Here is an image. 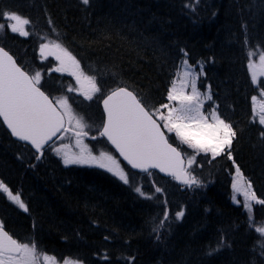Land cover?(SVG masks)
I'll use <instances>...</instances> for the list:
<instances>
[{
  "label": "trees",
  "instance_id": "16d2710c",
  "mask_svg": "<svg viewBox=\"0 0 264 264\" xmlns=\"http://www.w3.org/2000/svg\"><path fill=\"white\" fill-rule=\"evenodd\" d=\"M9 1L0 10V24L5 25L0 30V44L11 49L28 72L39 70L40 84L52 97L58 98L63 87L75 84L59 75L51 60L39 61L43 42H61L77 57L87 76L102 81L103 92L128 84L150 109L167 101L173 73L187 51L192 63L200 59L208 62L203 85L211 84L221 116L235 131L223 154L212 157L199 152L188 158L192 163L187 168L199 183L183 187L173 179L153 172L139 174L126 166L127 184L97 166L75 169L47 157L38 161L0 122V180L19 192L27 207V211L19 206L6 208L8 227L22 242H35L39 264L43 255L82 264H264V234L257 230L264 228V204H256L250 218L242 205L231 201L233 159L264 200V126L252 119L251 97L256 88L250 83L246 65L255 47L264 51V30L256 15L257 2L264 4V0ZM178 3L186 5L183 13ZM152 7L156 12L149 11ZM123 9L128 11L122 13ZM4 12L29 19V35L8 30L10 20ZM47 12L45 21L63 24L70 36H58L53 30L45 33L39 27L35 19ZM145 25L155 32L149 34ZM162 26L165 28L158 30ZM253 31H258L254 37ZM151 39L157 41L154 49L148 46ZM199 42L218 47L211 56L194 55L190 45ZM245 45L242 52L239 46ZM163 52L167 57H162ZM70 107L85 122L97 117L93 108L89 114L87 108ZM86 141L95 156L105 152L117 161L105 139ZM137 187L144 195L135 190ZM1 193L0 201L6 200ZM230 209L236 216L226 215ZM181 211L183 216L177 218ZM249 236L255 240H251L253 249L244 245Z\"/></svg>",
  "mask_w": 264,
  "mask_h": 264
},
{
  "label": "snow or ice",
  "instance_id": "6c2138e0",
  "mask_svg": "<svg viewBox=\"0 0 264 264\" xmlns=\"http://www.w3.org/2000/svg\"><path fill=\"white\" fill-rule=\"evenodd\" d=\"M83 3L87 4L88 0H83ZM2 15L7 20L14 21L8 25L12 32L23 36L29 35V32L25 30V25L31 23L29 19L15 12H4ZM4 27L5 25L0 24V30ZM46 49L49 50L50 55H54L61 62L62 67L57 68L56 71L71 69L81 89L83 82H87L90 86L89 90L84 92L87 99H91L92 94L100 91L96 78L85 75L80 68L79 61L62 44L57 42L41 44V52L44 53ZM254 55H257V52H249L250 57ZM183 63L187 65V60ZM248 67L254 83L257 82L258 75L264 76V52H259V64H254L250 60ZM184 76L189 77L184 83L191 84V93L186 94L183 90L177 91L176 81H173V86L168 92V100L176 101L177 104L172 107L168 104L161 105L162 109H167L166 115L160 109L152 112L146 110L127 88H117L112 91L104 100L108 119L100 135L107 136L120 155L133 168L147 171L149 167H158L161 171H170L176 179H182L184 183L192 185L198 184L199 181L194 177L185 178L181 153L168 142L161 124L153 119V115L158 114V119L163 122V129L169 133L175 132L181 144H187L197 152H211L213 156L224 151L225 145L230 147L235 132L230 124L220 118L215 109H212L208 115L204 114L201 110L204 100H211V94L203 95L198 91L195 75L186 71ZM40 80L39 71L35 72L34 76H30L3 48H0V117L3 118L13 136L30 142L38 152H42L44 146L62 129L69 130L64 128L65 115L69 116V122L75 119L71 115V107L67 98L56 101V105L63 109L62 112L58 111L56 105L38 87ZM81 89L70 87L69 91ZM255 100L256 98L253 97V101ZM209 116L211 122H209ZM259 123L264 125V103L260 106ZM76 127L80 129L76 132L77 143H80V137L87 133L83 132L85 126L79 120L76 121ZM261 135L264 136V132ZM55 151L60 154V149H55ZM63 155L65 165L96 164L118 176L125 184L129 183L128 175L119 168L114 158L108 153L101 152L97 157L92 155L90 150H86L85 146L79 155L70 156L66 152ZM36 159L39 160L40 156ZM188 163L190 165L192 160ZM236 172L238 179L234 180L233 188L239 191L238 180L242 179V174L238 167ZM247 188L251 189L250 183L247 184ZM135 190L144 195L139 187ZM0 192L7 194L10 200L27 211L20 193L13 194L3 181H0ZM244 195L246 197L244 207L249 212L252 210L251 201L264 204V200H258L254 192L245 191ZM233 199L235 200V197ZM176 216L177 218L182 217L183 211L176 213ZM257 230L264 233V228ZM43 260L45 264H49L55 258L44 255ZM0 264H39L35 242L31 245L19 243L5 231L2 222H0ZM65 264H79V262L66 259Z\"/></svg>",
  "mask_w": 264,
  "mask_h": 264
},
{
  "label": "rangeland",
  "instance_id": "374dc122",
  "mask_svg": "<svg viewBox=\"0 0 264 264\" xmlns=\"http://www.w3.org/2000/svg\"><path fill=\"white\" fill-rule=\"evenodd\" d=\"M257 5H258V7H257V9H256V15L258 16V18L259 17H262L263 19H264V4H262L261 2H257ZM177 8H178V10H180L181 9V11H182V13H183V11L186 9V5L185 4H183V6H182V3H178L177 4ZM13 23H14V21H12ZM260 23V22H259ZM261 26V25H260ZM146 28H149V27H146ZM165 28V27H164ZM26 30V29H25ZM167 32V31H166ZM168 33V32H167ZM55 37L57 38V35H55ZM47 43H52V42H47ZM57 43H59V42H57ZM61 44V43H60ZM69 52V51H68ZM152 52V51H151ZM40 53H41V58L42 59H44V60H46V59H48V58H52L53 60H52V63L54 64V67H55V69H57V68H59V67H62V65H61V62L59 61V60H57L56 59V57L54 56V55H50L49 54V50L48 49H46L45 50V52L44 53H42L41 52V48H40ZM74 57L76 58V60H78L77 59V57L74 55ZM162 57H167L166 55H165V53H163V55H162ZM183 60H186L185 58H183L182 59V61ZM79 61V60H78ZM256 64H259V57L257 58V60H256ZM203 66H204V64L203 63H200L198 66H196V67H192V66H190L189 64H188V62H187V65H185L183 62L181 63V65H180V67H179V70H178V74H177V77L175 78V80L174 81H176V89H177V91H180V90H183L186 94H190L191 93V84L190 83H188V84H185L184 83V81L186 80V79H189V77H186V76H184V73L187 71V72H189L190 74H192V75H195V77H196V80H195V83H196V87H197V89H198V91L201 93V94H203V95H207V94H209L210 92H209V90L208 89H206L205 91H203V90H200L199 88H198V85H197V83H198V80H199V78H200V80H201V78H202V74H203ZM81 67V66H80ZM198 70V72L197 71H194V70ZM57 72H61V75H63L64 77H66L68 80H70V81H74L75 82V85H78L77 84V81H76V77L74 76V75H72V70L70 69V70H68V71H57ZM87 82H83V84H86ZM203 95H202V99H203ZM208 100H204V104H203V108L201 109L203 112H204V114L205 115H207V114H209L211 111H212V109H215L216 110V112L218 113V111H217V109L215 108V107H207V110H208V113L206 112V102H207ZM262 103H264V100H262V98H257L256 99V104H255V110H256V106H257V104H259V107H258V110L256 111V114H257V119L259 120V116H260V106H261V104ZM169 104H171L170 105V107H172V106H176V104H177V102L176 101H170L169 102ZM219 114V113H218ZM166 115V114H165ZM157 116H158V114H157ZM101 116H97L96 118H94V120H98V121H101ZM209 122H211V119H209ZM193 124L195 123V122H192ZM227 145H225V147H226ZM56 149H58V148H56ZM52 152L53 153H57V151H55V149L54 150H52ZM64 154V152L62 151L61 152V155H63ZM69 154V153H68ZM237 165H235V169H234V174H233V176H234V180H236V179H238L237 178V172H236V169H237ZM239 168V167H238ZM122 169V168H121ZM239 170H240V173L242 174V179H239L238 180V188L240 189L239 191H237L236 189H234V197H235V200H234V202L235 203H242L243 204V206H244V204H245V202H246V197H245V195H244V193H245V191H249L250 193H252V192H254V190H253V186H252V184H251V182L248 180V179H246V177L244 176V174H243V172L241 171V169L239 168ZM234 183V182H233ZM248 183H250L251 184V189L249 190L248 188H247V184ZM255 193V192H254ZM255 196H256V194H255ZM256 198L259 200V198L256 196ZM251 203H252V210H251V212H249L248 211V209H246L245 207V210L247 211V213L249 214V216H253V207H254V205L256 204V201H251ZM70 261H72V262H77V261H73V260H70ZM49 264H65V261H63V262H60V261H57V260H54V261H52V262H49ZM79 264H81V263H79Z\"/></svg>",
  "mask_w": 264,
  "mask_h": 264
},
{
  "label": "bare ground",
  "instance_id": "6f19581e",
  "mask_svg": "<svg viewBox=\"0 0 264 264\" xmlns=\"http://www.w3.org/2000/svg\"><path fill=\"white\" fill-rule=\"evenodd\" d=\"M171 1V0H170ZM174 2V1H173ZM11 2L9 1V0H0V10H1V8H2V6H4V5H6V4H10ZM45 7V6H44ZM213 9L215 8V6L214 7H212ZM156 8H151V9H149V11L150 12H156V10H155ZM216 9H217V7H216ZM48 10V9H47ZM128 10H122V13H124V12H127ZM143 11L145 12V10L143 9ZM215 11V10H214ZM144 12H142L143 14H144ZM141 13V14H142ZM44 15H45V17H47L48 18V12L47 13H44V14H41V15H39L35 20H36V22H37V24L39 25V27H41V28H44V30H45V33H48L50 30H53V31H55L56 33H58V36H60V34L62 35V36H70L66 31H67V27H64V26H62L63 24H59V26H56V25H50V24H48L46 21H45V17H44ZM90 15V14H89ZM138 18V17H137ZM259 20L262 22V24L264 23V19L262 18V17H259ZM217 21V20H216ZM260 22V23H261ZM261 24V26H260V28H261V30L263 31L264 29H263V25ZM49 26H50V28H49ZM145 26H147V27H149V28H147V31H148V33L149 34H151L150 32H155V30L152 28V26L151 25H145ZM162 29H164V26H162V27H160L158 30H162ZM198 29V28H197ZM206 30V29H205ZM205 32V31H204ZM257 32L258 31H253V32H251V34H253V37L254 36H256V34H257ZM195 33V32H194ZM42 34H44V33H42ZM164 35H167L166 34V32H164ZM197 36V35H196ZM198 37H199V35H198ZM201 37V36H200ZM205 37V36H204ZM206 37H207V35H206ZM186 38H184V40H185ZM211 39V38H210ZM217 39V38H216ZM189 40V39H188ZM219 40V39H218ZM180 41H181V39H180ZM183 41V40H182ZM202 41H204L205 42V40H202ZM209 41V40H208ZM55 42H59V41H55ZM157 42V41H156ZM155 40H153V39H151L150 40V44H148V46H149V48L150 49H154V46H156L155 45ZM193 42V41H192ZM195 42V41H194ZM204 42H199L197 45H190V48H191V50L193 51V53H194V55H201V56H204V55H210V54H213L214 53V51H213V49L215 48H217L218 46H217V44H212V48L211 47H209V46H207ZM45 43H47V42H43L42 44H45ZM59 43H61V42H59ZM184 43V42H183ZM189 43V42H188ZM62 44V43H61ZM220 44V43H219ZM63 45V44H62ZM228 45V42H226V46ZM64 47V46H63ZM185 47H187V46H184V49H185ZM245 47H246V45L245 46H239V48H240V50L243 52L244 51V49H245ZM40 48H41V45H40V47H39V54H40V56H41V53H40ZM64 48H66V47H64ZM67 49V48H66ZM68 50V49H67ZM69 51V50H68ZM70 53H71V51H69ZM183 52V51H182ZM182 52H180V53H182ZM187 52V51H186ZM184 53V55H183V57L181 58V60L180 61H182V59L183 58H185V59H188L189 58V54L188 53ZM219 52V51H218ZM164 53V52H163ZM179 53V54H180ZM71 55L72 56H74L73 55V53H71ZM165 55H167V54H165ZM225 55V54H224ZM211 56V55H210ZM194 57V56H193ZM192 58V57H191ZM197 58V57H196ZM238 58V57H237ZM17 59V58H16ZM213 59V58H212ZM47 60H53L52 58H48ZM237 61H240L239 60V58L237 59ZM223 64V63H222ZM242 64V63H241ZM54 65V64H53ZM238 66V65H237ZM81 68V67H80ZM54 70H56L55 69V67L53 68ZM82 69V68H81ZM226 70V69H225ZM235 70V69H234ZM238 70V69H237ZM239 71V70H238ZM243 71H244V68H243ZM240 72V71H239ZM86 75V74H85ZM237 75V74H236ZM228 76H231V75H228ZM239 76V75H238ZM241 76V75H240ZM204 77L205 76H202V78H201V83L203 84V79H204ZM224 78V77H223ZM225 79V78H224ZM231 79V78H230ZM242 81V80H241ZM245 81V80H244ZM169 83V82H168ZM207 82H205V84H206ZM227 83V82H226ZM74 84H75V82H74ZM204 84V85H205ZM228 84V83H227ZM239 84V83H238ZM118 85H115V87H117ZM226 86V85H225ZM114 87V88H115ZM113 88V89H114ZM238 88V87H237ZM112 89V90H113ZM111 91V90H110ZM232 95V94H231ZM230 95V96H231ZM104 119H103V117H102V121H103ZM0 122H1V120H0ZM2 123V122H1ZM3 125V124H2ZM40 168V167H39ZM29 182V181H28ZM22 183V182H21ZM201 206V205H200ZM196 207V206H195ZM230 213H233L235 216H236V212L233 210V209H230V211H228L227 212V214L226 215H229ZM243 218V217H242ZM240 219H241V216H240ZM239 219V220H240ZM249 220V219H248ZM252 220V219H251ZM260 220V219H259ZM264 220V219H263ZM242 222V221H241ZM263 222V221H262ZM262 222L261 223H259L258 224V227H259V225L260 224H262ZM216 223V222H215ZM247 223V222H246ZM150 225V224H149ZM263 225V224H262ZM261 225V226H262ZM260 226V227H261ZM150 227V226H149ZM148 227V228H149ZM194 228V227H193ZM210 228V227H209ZM150 229V228H149ZM148 229V230H149ZM194 230V229H193ZM217 230H218V228H217ZM220 230V229H219ZM192 232V231H191ZM148 233H149V231H148ZM190 233V232H189ZM158 235V234H157ZM250 238H249V243L248 242H245L244 243V245L247 247H249V249L252 247V249H253V246L255 245V243H252L251 242V240H253V241H255L254 239H253V237L252 236H249ZM158 239V238H157ZM157 241V240H156ZM233 241H235V237H234V239H233ZM238 244H240V243H238ZM254 244V245H253ZM154 245V244H153ZM155 246V245H154ZM247 247V248H248ZM255 248V247H254ZM258 248H259V246H258ZM230 249V248H229ZM143 249H141V251H142ZM249 251V250H248ZM251 251V250H250ZM254 251V250H253ZM257 252V255H258V251H256ZM254 253H255V251H254ZM259 254H261V253H259ZM253 256H255V255H253ZM217 259V258H216ZM161 260V259H160ZM159 264H162V263H159Z\"/></svg>",
  "mask_w": 264,
  "mask_h": 264
},
{
  "label": "water",
  "instance_id": "95a60500",
  "mask_svg": "<svg viewBox=\"0 0 264 264\" xmlns=\"http://www.w3.org/2000/svg\"><path fill=\"white\" fill-rule=\"evenodd\" d=\"M11 56V55H10ZM13 58V57H12ZM15 61V60H14ZM16 63V62H15ZM104 108H105V105H104ZM107 119H108V114H107V112H106V122H107ZM6 125V127H7V124H5ZM7 129L9 130V132L11 133V130L7 127ZM59 133V132H58ZM57 133V134H58ZM56 134V135H57ZM12 135V134H11ZM13 136V135H12ZM14 138H16V139H19L18 137H16V136H13ZM53 137H55V136H53ZM52 137V138H53ZM106 138H107V136H105ZM108 139V138H107ZM20 140V139H19ZM22 141H24V140H22ZM25 142H28V141H25ZM110 142V141H109ZM29 144H31L30 142H28ZM111 143V142H110ZM112 144V143H111ZM32 145V144H31ZM112 146L115 148V146L112 144ZM173 146V145H172ZM174 147V146H173ZM116 149V148H115ZM117 150V149H116ZM117 152L119 153V151L117 150ZM120 154V153H119ZM121 156V155H120ZM122 157V159L125 161V162H127L128 164H129V162L127 161V160H125L124 159V157L123 156H121ZM181 158H182V161H183V165H182V167H183V170H184V167H185V160H184V158H183V156H182V154H181ZM131 167H132V165L131 164H129ZM133 168V167H132ZM134 170H137V171H140V172H144V170H142V169H140V168H133ZM150 169H157L162 175H164V176H174V175H172L171 174V172L170 171H161V169L160 168H158V167H149L148 169H147V171H149ZM184 175H185V178H187V177H189L188 175H187V173L185 172V170H184ZM177 181L180 183V184H183L184 182H183V180L182 179H177Z\"/></svg>",
  "mask_w": 264,
  "mask_h": 264
}]
</instances>
